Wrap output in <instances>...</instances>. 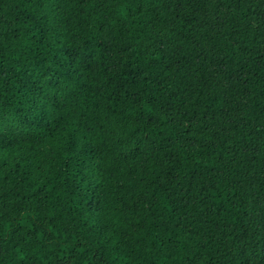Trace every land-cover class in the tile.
Returning <instances> with one entry per match:
<instances>
[{"label":"trees","instance_id":"trees-1","mask_svg":"<svg viewBox=\"0 0 264 264\" xmlns=\"http://www.w3.org/2000/svg\"><path fill=\"white\" fill-rule=\"evenodd\" d=\"M0 264H264V0H0Z\"/></svg>","mask_w":264,"mask_h":264}]
</instances>
